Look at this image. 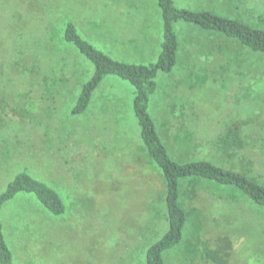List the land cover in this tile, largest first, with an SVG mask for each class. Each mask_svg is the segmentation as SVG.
I'll return each mask as SVG.
<instances>
[{
    "label": "rangeland",
    "instance_id": "374dc122",
    "mask_svg": "<svg viewBox=\"0 0 264 264\" xmlns=\"http://www.w3.org/2000/svg\"><path fill=\"white\" fill-rule=\"evenodd\" d=\"M145 1L150 18L131 27L147 31L127 40L102 15L122 2L129 11L132 0H0V194L26 173L66 208L54 216L25 193L3 205L11 264H145L146 249L166 232L164 182L143 155L132 86L106 76L86 111L72 115L93 67L64 40L71 22L110 58L151 64L162 20L157 0ZM174 4L264 30V0ZM173 30L177 63L158 74L149 100L164 145L176 160L203 158L264 185V57L182 21ZM195 179L181 181L182 242L163 252L164 264L207 244L224 264H264V207L234 187Z\"/></svg>",
    "mask_w": 264,
    "mask_h": 264
},
{
    "label": "trees",
    "instance_id": "16d2710c",
    "mask_svg": "<svg viewBox=\"0 0 264 264\" xmlns=\"http://www.w3.org/2000/svg\"><path fill=\"white\" fill-rule=\"evenodd\" d=\"M157 5L162 20V42L156 61L148 65L123 63L110 58L82 39L71 22H68L64 30V40L73 45L93 67L92 74L81 86L71 109L72 115L86 111L93 92L106 76H115L126 81L134 90L132 109L139 128V137L147 158L163 179L168 221L166 232L146 249L145 264H163V252L181 241L186 222V212L180 206V184L184 179L197 177L221 186L234 187L255 204L264 207V185L236 169L223 168L203 158L176 160L171 151H168L170 149L164 145L156 122L149 112V100L157 89L158 73H170L177 63L178 41L173 24L182 21L202 31L221 34L226 41L233 40V44L238 42L248 52L258 53L261 57H264V30L254 29L209 12L178 9L173 0H157ZM19 193L33 194L54 216L62 215L66 211L62 198L54 189L26 173L18 174L0 194V210ZM11 263L12 253L6 244L0 220V264Z\"/></svg>",
    "mask_w": 264,
    "mask_h": 264
},
{
    "label": "crops",
    "instance_id": "0c3cea01",
    "mask_svg": "<svg viewBox=\"0 0 264 264\" xmlns=\"http://www.w3.org/2000/svg\"><path fill=\"white\" fill-rule=\"evenodd\" d=\"M132 2H133V5H131L132 9L129 11H126V10L130 6V3L125 6L124 2H122L121 7H117L118 12H115V14H113L111 17H107L104 14L102 15L103 23H107V24L114 23L113 27L122 29V32L117 30L116 33L119 32V33H121V35L126 36L127 40H130L131 37L133 35H135L136 33H142V31L143 32L147 31L146 30L147 27L143 28L142 30H137V28L131 27V25H133V26L138 25V22H139L138 19L139 18H141V21L143 23H145L147 21V19L150 18L149 10H148V4L145 0H141V1L140 0H132ZM173 4H174V0H173ZM174 6H175V4H174ZM178 9H183V8H178ZM184 10H188V11H192V12H208V11H195V10H189V9H184ZM209 13H211V12H209ZM128 31H132L133 33L129 34ZM134 32H136V33H134ZM119 62H121V61H119ZM123 63H126V62H123ZM130 64H133V63H130ZM163 74H168V73H163ZM156 84H157V82H156ZM156 93H157V89H156L155 93L153 94L154 98L156 96ZM154 98H153L152 103H154ZM141 148L143 150L142 152H143V155L145 157V160H147L146 151H145L143 146ZM187 180L190 181V180H197V179L190 178ZM181 189H182V186L180 184V205L185 210V206H183L182 199H181V196H182ZM200 206H201V204H199V207ZM187 219H188V215H187ZM180 242H182V241H180ZM200 247H205L207 250L201 251L199 253V255L197 253H195L196 250L191 251L189 254H187V252H185L184 254H178V255H185V256H181V262L174 263V264H224V263H226V262H224V256L222 258L220 256L217 257V249L212 250L211 248H209L211 246H209L208 244L205 246H200ZM189 248L190 249L194 248L192 246V243L189 246ZM215 252H216V254H215ZM227 263H228V261H227ZM163 264H164V260H163Z\"/></svg>",
    "mask_w": 264,
    "mask_h": 264
}]
</instances>
